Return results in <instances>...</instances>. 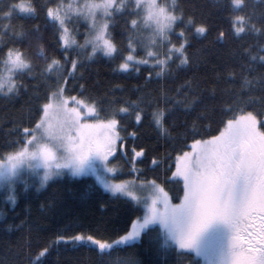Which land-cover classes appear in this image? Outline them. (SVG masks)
Here are the masks:
<instances>
[{"label": "trees", "instance_id": "16d2710c", "mask_svg": "<svg viewBox=\"0 0 264 264\" xmlns=\"http://www.w3.org/2000/svg\"><path fill=\"white\" fill-rule=\"evenodd\" d=\"M63 1L54 0L55 3ZM166 1L158 0L160 4ZM22 2L33 6L35 16H26L18 8L14 9ZM52 3L53 0H0V59L10 48L19 49L35 70L34 75L13 77L19 85L18 94H0V160L25 144L23 129L35 128L42 115L39 105L55 90L54 82L66 73L59 33L46 17L47 7ZM10 10L11 15L6 16ZM132 11L127 8L111 18L109 32L118 49L115 58L94 56L84 61L78 58L77 74L67 87L72 95L79 94L95 103L102 119L126 103H136L144 109L141 125H135L131 115L120 117L124 126L120 134L126 139L123 147L118 143L114 163L124 169L123 178L155 180L168 192L170 202L178 204L183 197V184L171 181L170 177L175 171L176 156L191 150L192 136L207 139L218 134L229 107L236 112L244 109L264 114L261 99L264 63L259 61V56L264 55V0H244L240 10L232 8L231 0H175L174 11L182 14L183 22L174 25L169 38H174L181 29L189 34L186 54L190 62L178 66L179 60L170 61L160 76L156 75L159 66L154 69L141 65L139 73L117 70L123 56L128 54L129 37L132 40L135 37L134 32L128 31ZM236 14L244 15L249 25L254 24L261 31L257 33L249 27L236 36L232 28ZM189 18L197 25L207 26L208 33L197 37L194 27L186 23ZM37 25L39 33L34 32ZM73 25L80 42L86 28L78 20ZM219 30L227 34L223 42L217 41ZM68 53L69 58L76 57V52L68 50ZM252 56L257 59L252 60ZM45 57L49 61L60 60L61 67L52 74L41 75L46 66ZM245 78L249 81L247 85ZM193 97H198L195 103H192ZM205 108L210 119H198ZM157 109L165 110L167 131L163 133L152 119ZM132 131L137 132L136 138L127 135ZM133 147L137 151L143 149L144 157L132 161ZM152 159L158 160L156 166L151 164ZM141 216L140 206L102 190L90 177L62 176L40 190L20 188L13 203L0 192V264L200 263L193 253L163 246L154 225L142 230L138 238L103 253L97 246L73 243L69 239L82 234L112 242L129 232ZM59 236L68 242L53 243ZM43 247H49V251L41 257Z\"/></svg>", "mask_w": 264, "mask_h": 264}, {"label": "snow or ice", "instance_id": "6c2138e0", "mask_svg": "<svg viewBox=\"0 0 264 264\" xmlns=\"http://www.w3.org/2000/svg\"><path fill=\"white\" fill-rule=\"evenodd\" d=\"M231 6L234 10H240L244 7V0H231ZM84 7L87 11L83 14L90 17L92 21L91 38H86L85 41V44L92 45L89 58L97 52L103 53L106 57L115 58L118 49L109 32L111 18L116 13L131 8L133 11L129 14L128 31L134 32L140 27V22L135 17L143 13L144 26L153 27L152 43H156L155 37H158L165 50L153 51L148 48L146 56L138 59L134 42L129 37L128 54L119 62L118 71L139 73V65H149L154 69L159 66L156 75L160 76L169 67L170 61L179 60L178 66L189 64V57L186 54V46L190 43L189 34L181 29L175 33L174 38H169V34L174 31V25L177 22H183L182 14H176L174 7L173 9L165 8L157 4L156 0H135L134 4H125L124 0H102L99 4H86ZM15 8L26 16L36 14V10L30 3L22 2L15 5ZM97 9L102 10V18H97ZM5 15L10 16L11 10ZM46 17L59 33V43L65 53L63 66L66 73L54 82L52 87L55 90L51 92V95L45 96L43 103L39 105L42 115L35 128L23 129L28 144L36 146L24 147L15 153H10L6 160L12 168H15L25 161L38 158L43 162L45 169L72 166L73 172L79 173L84 164L95 157L104 164L107 172H113V168L109 167L111 163L109 158L115 156L117 144L123 147L126 139L120 134L124 127L120 117L131 115L135 125H141L144 109L139 104L126 103L114 111L110 117L102 119L95 103L84 100L79 94L72 95L67 86L77 74L80 61L69 58L68 49L75 41L68 37L69 29L66 26L68 16L65 5L62 2L55 3L53 0L51 6L47 7ZM186 23L194 27L197 37H204L209 31L207 26L197 25L191 18ZM249 27L257 33L261 31L254 24L249 25L244 15H234L232 28L236 36L245 33ZM34 32H40L39 25L34 28ZM226 35L223 30H219L217 41L223 42ZM174 40L178 41L179 46ZM164 41H167V45H164ZM40 55L43 56V49ZM44 59L46 66L41 75L44 72L52 74L56 68L61 67L60 60L49 61L47 57ZM251 59L256 60L257 57L252 56ZM259 61L264 63V55L259 56ZM3 69L4 72L0 75V91L6 88L5 95L19 93V85L12 79L13 76L35 74L32 64L19 49L10 48L7 51L3 58ZM151 75L152 73L149 72L148 77L150 78ZM261 78L264 79V75ZM248 83L249 81L245 78V84ZM80 87L83 90L84 86ZM197 99L198 97H193L192 103H195ZM261 99L264 100V97ZM53 101L56 102L57 116L62 120L63 135L58 139L68 153L62 158L58 157L47 144L37 143L36 133L43 126L44 117L53 107ZM167 111L170 112L171 109ZM225 112L226 118L221 120L218 134L211 135L207 139L203 136L195 138L194 134L189 146L191 150L183 151L182 155L176 156L175 171L171 173L170 180L177 183L182 181L183 197L180 203H171L168 192L155 180L145 182L152 189L150 196L143 201L147 214L144 215L142 222L133 223L132 231L112 242H102L92 235L82 234L71 236L69 238L71 242L97 246L103 253L116 245L138 238L142 230L149 225L159 223L166 231L168 238L175 242L182 253L203 256V245L211 242L213 231L221 230L224 239L220 245L219 264H264V114H254L244 109L236 112L230 107ZM90 116L94 122H88ZM201 117L205 120L210 119L207 108L202 110L197 118ZM152 119L162 133L167 131L164 127L165 110L154 111ZM73 132L76 135H73ZM127 135L136 138L137 132L132 131ZM132 153V161L145 155L143 149L137 151L135 147ZM61 159L63 162H60ZM2 163L3 161L0 160V164ZM151 164L156 166L158 160L152 159ZM50 175L52 173L46 171L44 179L47 180ZM104 186L114 194L130 195L133 200L140 201L139 197L127 191V186L123 182L105 183ZM148 199L151 200L150 204L147 202ZM158 204L163 205L162 211L158 210ZM61 242L66 243L68 240L64 236H59L53 243ZM48 251L49 247H43L40 256H45Z\"/></svg>", "mask_w": 264, "mask_h": 264}, {"label": "rangeland", "instance_id": "374dc122", "mask_svg": "<svg viewBox=\"0 0 264 264\" xmlns=\"http://www.w3.org/2000/svg\"><path fill=\"white\" fill-rule=\"evenodd\" d=\"M102 0H64L62 3L65 5V9L67 10V20L66 26L69 29L68 37L70 40H74L75 43L71 45L68 49L69 51L76 52V59L80 58L81 60H88L90 54L92 53V45L85 44L86 38L90 39V29H91V18L87 17L85 13L87 10L85 9L86 4H99ZM125 4H134L135 0H124ZM156 3L168 8L173 9V0H167L165 4H160L158 0ZM69 6L70 9H69ZM97 18L103 17V12L100 9L96 10ZM140 22V27L134 31V47L136 49L137 58H142L146 56V49L151 48L153 51H164L165 48L161 45V42L158 37H155L156 43H152L154 39L153 36V27L144 26L143 24V13L140 16L135 17ZM81 21L85 26V32L79 42L75 35L76 26L73 25L76 21ZM164 45H167V41L163 42ZM83 46V47H82ZM179 46V44H177ZM96 56H104L103 53L97 52ZM106 57V56H105ZM141 66V65H139ZM4 72L3 69V59H0V75ZM14 77V76H13ZM12 77V79H13ZM7 91L5 88L3 91H0V94H4ZM88 122H94L92 117L90 116ZM62 120L57 116V108L56 102L53 101V107L49 109V113L47 116L44 117L43 126L39 129L36 133L37 135V143H45L50 148L53 149L54 152L57 153L58 157H63L68 155L65 151L64 147L62 146L60 140L58 139L59 136L63 135L62 131ZM73 135H76L73 132ZM66 143V142H65ZM36 145H29L28 139H26L25 144L22 145L18 150H21L24 147L32 148ZM117 151H118V144H117ZM17 150V151H18ZM15 151V152H17ZM115 153V156L117 154ZM14 152V153H15ZM8 156V155H7ZM6 156V157H7ZM115 156L110 157L111 163L109 167L113 168V172H107L105 170L104 164L97 158L92 157L90 158L83 166L82 171L79 173H74L72 166L67 168H60L57 169L55 167L51 169H45L43 166V162L40 159H32L25 161L24 163L19 164L17 167L12 168L7 160L6 157L2 159L3 163L0 164V192H3L6 199L13 203L16 199V192L18 189L22 188L23 190L27 191L31 187L36 188V190H40L44 188L50 181L55 180L57 178H61L62 176H69L71 178H85L90 177L92 178L96 184L104 191L108 192L113 196H120L131 200L136 205L140 206L142 209V216L136 223H140L143 220L145 214H147V208L144 206V199H147L150 196L152 191L150 185L145 183L147 181H138L132 178H123V174L125 173L124 169L120 166H116ZM60 162H63L62 159ZM46 171H50L52 175L49 176L47 180L44 179ZM125 183L127 186V191L131 192L133 196H137L140 198V201H136L132 199V196L121 194V193H113L111 190L105 188V183L113 184V183ZM150 182V181H149ZM147 202L150 204L151 200L148 199ZM180 203V202H179ZM159 211L163 210V205H157ZM158 228L159 231V238L161 239V244L165 247H175L177 250H180L174 241L170 240L167 236L166 231L162 228L159 223L152 224ZM149 225V226H152ZM132 228L129 230L132 231ZM224 236L221 230H218V233L212 235L211 242L205 243L203 245L204 255L203 256H196L200 260L199 264H219V252H220V245L223 241Z\"/></svg>", "mask_w": 264, "mask_h": 264}, {"label": "flooded vegetation", "instance_id": "af4514ba", "mask_svg": "<svg viewBox=\"0 0 264 264\" xmlns=\"http://www.w3.org/2000/svg\"><path fill=\"white\" fill-rule=\"evenodd\" d=\"M216 233H218V230L213 231L212 235H214V234H216Z\"/></svg>", "mask_w": 264, "mask_h": 264}]
</instances>
